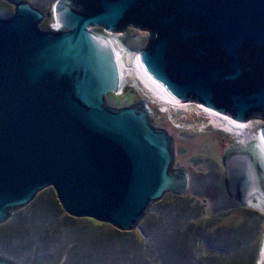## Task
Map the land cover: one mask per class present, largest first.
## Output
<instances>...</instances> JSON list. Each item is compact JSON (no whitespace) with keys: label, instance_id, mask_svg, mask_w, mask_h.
<instances>
[{"label":"water","instance_id":"obj_1","mask_svg":"<svg viewBox=\"0 0 264 264\" xmlns=\"http://www.w3.org/2000/svg\"><path fill=\"white\" fill-rule=\"evenodd\" d=\"M54 22L39 30L45 20ZM146 30L138 59L170 97L236 123L264 121V0H58L28 2L0 18V226L51 188L64 213L131 232L166 194L184 197L173 140L145 102L120 109L113 49L92 28ZM264 146V125L259 128ZM221 158L223 185L240 209L264 215V153ZM0 264H13L0 257ZM257 264H264V241Z\"/></svg>","mask_w":264,"mask_h":264},{"label":"rangeland","instance_id":"obj_2","mask_svg":"<svg viewBox=\"0 0 264 264\" xmlns=\"http://www.w3.org/2000/svg\"><path fill=\"white\" fill-rule=\"evenodd\" d=\"M43 1H47L46 3L49 2L50 6H53L56 0H0V3L7 9L3 19L11 17L14 4L19 2H33L37 8L45 13L48 7L42 4ZM49 23L47 21L42 22L39 25V30L46 31ZM92 32L103 37L108 34L95 27L92 28ZM116 38L120 46L125 48L126 62L129 54H131L130 61L134 62V53L139 52L145 46L148 32L136 28H127L124 33H116ZM154 99L139 88L134 81L129 80L121 86L117 95L106 96L105 103L106 106L113 109L128 107L140 102L147 103L151 109L150 119L153 126L166 131L173 140L175 153L173 168L180 167L190 171L191 174H194L195 179L199 178L197 174H207L210 171L213 172L212 170L221 175L223 171L220 161L222 156L231 149L244 148L250 144L244 142L245 138L241 139L236 136L240 143L233 142L231 138L233 132L222 126H215L209 120L205 121V116L200 119V116L193 109L187 113H181L172 106L169 107L167 103H164L167 106H163L159 100ZM204 121L206 124L203 129H195L194 132L189 133L188 129L185 128L186 122L199 124ZM247 122L248 124L251 123L246 130L247 136L256 132L260 125H264L262 119H250ZM215 178L217 177H210L209 182L211 184L207 186H198L196 194L201 196L200 198L206 199L207 202L216 201L218 204L219 189L217 186L219 183ZM186 196L187 194L184 198H178L185 201ZM176 203L174 204L172 198L164 195L161 201L149 208L136 229L131 232H119L107 224L98 222H96L98 225L94 224L95 221L91 219H75L67 216L56 200L54 191L47 188L37 194L27 207L13 213L9 227L0 228V251L10 256L9 258L13 257L29 264H155V260L158 258L157 251L155 252L152 244L150 245L146 239L151 238L150 235L156 234V228L162 219L159 214L169 209L168 215L173 217H177L183 212L190 214L191 217L196 215L198 206L197 208L194 206L183 207L184 202ZM154 209L158 211V214L153 213ZM246 211L248 209L231 211L225 218L207 222L201 228L194 225L191 234L212 237L216 232L233 231L239 225L251 222L252 219ZM260 216L262 219L258 228L253 231V240L256 245L258 244L255 264L258 262L260 248L264 241V215ZM48 220H53L54 223H49ZM89 220L93 222L91 223ZM37 223H40L41 226ZM68 231L72 232L67 235H76V239L79 241L77 243L71 241L69 246L65 248L59 245L57 251L54 250L55 247H53L54 249L51 248L54 246V240L59 242V237ZM27 235L32 238L40 237V239L31 244V240L23 241L24 238L28 237ZM206 242L210 243V240ZM47 243L53 244L49 246ZM32 245L34 248H38L36 250L37 255H33ZM42 246L45 248H41ZM138 247L141 249L138 250ZM21 251H26V253L22 254ZM179 252L185 255L182 258L185 262L188 250L182 248ZM0 257L8 258L5 255H0Z\"/></svg>","mask_w":264,"mask_h":264},{"label":"trees","instance_id":"obj_3","mask_svg":"<svg viewBox=\"0 0 264 264\" xmlns=\"http://www.w3.org/2000/svg\"><path fill=\"white\" fill-rule=\"evenodd\" d=\"M31 4L36 6L33 2H31ZM43 5L46 6V3ZM6 10V7L0 3V18L5 17ZM212 171L213 172L210 171L207 174H197L199 176L198 179H195L194 174L190 177L189 189L185 201H182V199L176 196L166 194L172 198L174 204H177L176 202L180 201L184 202L183 207L194 206V208H197L198 206V208L195 213L196 215L193 217H191L190 214H185L184 212L177 217L169 216V209L164 210L163 213L161 212L159 214L162 219H160V224L156 228V234H153L152 236L150 235L151 238L148 237V239H146L150 245L152 244L155 252L157 251L158 258L155 260V264H255L258 244L256 245L253 240V231L257 230L256 228H258V224L262 218L254 211H246L250 215V219H252L251 222L241 224L233 231L229 230L225 233L216 232L212 237H205L203 235L195 236L191 234L194 225L201 228L205 226L207 222L225 218L231 211L241 210L228 198L224 189L222 175H219V173L215 170ZM210 177H217L215 179H217V182L219 183L217 186L219 189V198L217 200L218 204L216 201L207 202L206 199L200 198L201 196L196 194L198 186L201 187L202 185L207 186L211 184L209 182ZM153 213L158 214V211L154 209ZM11 219L6 224L1 225L0 228L9 227L11 225ZM89 221L91 223L93 222L91 220ZM48 222L52 223L53 220H48ZM93 223L95 224L96 222ZM37 224L40 225V223ZM72 231L62 234L61 237H59V242L54 240V244H47L49 246L53 244L54 246H51V248L55 247V249H53L57 251L60 246L62 248L69 246L71 241L77 243L79 240L76 239V235H67ZM38 239H40V237L32 238L31 236H28L27 238H24L23 241L31 240V244H33V242L35 243ZM207 240H210V243H207ZM43 247L44 246L41 248ZM182 248L188 250L185 262L182 259L185 255L180 254L179 252ZM32 249L33 255H37L38 252L36 250L38 248H34L32 245ZM140 249L141 248L138 247V250ZM21 252L22 254L26 253V251ZM0 255L7 256V259L10 260V262L12 261L13 264H29L27 262H21L13 257L9 258L10 256L2 251H0Z\"/></svg>","mask_w":264,"mask_h":264},{"label":"bare ground","instance_id":"obj_4","mask_svg":"<svg viewBox=\"0 0 264 264\" xmlns=\"http://www.w3.org/2000/svg\"><path fill=\"white\" fill-rule=\"evenodd\" d=\"M114 33H109V36H104L110 43L117 64H118V69H119V77H120V89L123 84L126 82H129V80L134 81L136 85L141 88L145 93H147L149 96L155 98L156 100H161L164 103H167L168 106H172L176 111L181 112V113H187L191 109H193L198 116L201 117L205 116V121L209 120V122L213 123L215 126H222L223 128L229 130L230 132L233 133H246V126L241 123H234L230 121L228 118L224 116H220L215 111L207 110L202 106H196L188 103H181L178 102L170 97L163 89L160 87L156 82H154L152 79H150L143 69L140 66L139 59H138V51H136L134 54V62H131V54L128 55L127 57V62L125 60V48L121 47L118 40L116 39V36L113 35ZM103 37L102 35H99ZM170 97V98H169ZM154 99V100H155ZM166 99H169L170 102H167ZM167 106V105H165ZM168 108V107H167ZM193 112V111H192ZM205 121L199 124L196 123H185V128L188 129L189 133H192L195 131V129H203L205 128ZM251 124V123H250ZM248 125V124H246ZM249 126V125H248ZM253 126V125H252ZM231 135V134H230ZM258 139L260 140V135L258 133ZM248 136L245 138L247 139ZM261 142V141H260ZM246 143V142H245ZM250 145V144H249ZM254 148H260L263 153L264 149L261 148L259 145H255Z\"/></svg>","mask_w":264,"mask_h":264},{"label":"flooded vegetation","instance_id":"obj_5","mask_svg":"<svg viewBox=\"0 0 264 264\" xmlns=\"http://www.w3.org/2000/svg\"><path fill=\"white\" fill-rule=\"evenodd\" d=\"M58 0H56V1H54V3H53V6L56 4V2H57ZM47 1H43L42 2V4H45ZM30 3V2H29ZM31 4V3H30ZM34 8H36V9H38L39 11H41L39 8H37L36 6H34L33 4H31ZM53 6H50V3L48 2V3H46V7H48V9L46 10V12L47 11H51L52 12V10H53ZM43 14H44V16H45V14H46V12L44 13L43 11H41ZM44 21H47V22H50L49 24H48V26H47V28H46V30H48L51 26H53V25H51V24H54V22H53V20L52 21H50V20H47V19H45ZM43 21V22H44ZM127 28H133V27H130V26H127L125 29H124V31L122 32V33H124L126 30H127ZM99 29L103 32V33H105V30H104V28H102V27H99ZM136 29H139V28H136ZM140 30V29H139ZM91 31H92V29H91ZM143 31V30H142ZM144 31H146V30H144ZM146 32H148V31H146ZM107 33V32H106ZM113 35H115L116 36V33H114ZM107 36H109V34H107ZM149 37H150V34L148 33V38H147V40H146V44H145V46L143 47V48H145L146 46H147V44H148V42H149ZM117 39V38H116ZM142 48V49H143ZM141 103V102H140ZM136 104H138V103H136ZM136 104H134V105H136ZM255 119H262L261 118V116H256L255 117ZM263 120V119H262ZM153 125V124H152ZM261 126H263V125H260L259 126V128L261 127ZM154 127V126H153ZM156 128V127H155ZM259 128L256 130V132L257 131H259ZM159 129V128H158ZM233 142H235V143H237L236 141H235V139H233ZM174 160H175V153H174ZM221 161V160H220ZM223 169V168H222ZM187 171V170H186ZM187 173H188V176H189V182H190V177L193 175V174H191L190 173V171H187ZM221 175H222V178H223V171H222V173H221Z\"/></svg>","mask_w":264,"mask_h":264},{"label":"clouds","instance_id":"obj_6","mask_svg":"<svg viewBox=\"0 0 264 264\" xmlns=\"http://www.w3.org/2000/svg\"><path fill=\"white\" fill-rule=\"evenodd\" d=\"M170 98V97H169ZM166 101L167 102H170V100L169 99H166ZM159 103H162L163 104V102L160 100L159 101ZM165 104H163V106H164ZM230 121H232V120H230ZM232 122H234V121H232ZM234 123H236V122H234ZM239 124H241V123H239ZM245 126H247L246 127V129L248 128V125H251V124H248V122H244L243 123ZM246 124H248V125H246ZM233 134V137H231L232 139H235V141L237 142V143H240L239 141V139H237L236 137H238V138H241V139H243V138H246L247 137V134L246 133H232ZM258 131L257 132H252L250 135H248V138L247 139H245L244 140V142H248V143H257L261 148H263L264 149V146H263V144L260 142V140L258 139ZM236 136V137H235Z\"/></svg>","mask_w":264,"mask_h":264},{"label":"built area","instance_id":"obj_7","mask_svg":"<svg viewBox=\"0 0 264 264\" xmlns=\"http://www.w3.org/2000/svg\"><path fill=\"white\" fill-rule=\"evenodd\" d=\"M51 25H53V24H51Z\"/></svg>","mask_w":264,"mask_h":264}]
</instances>
